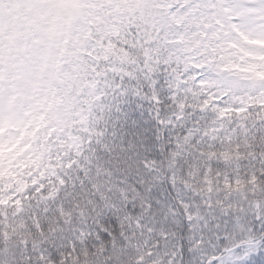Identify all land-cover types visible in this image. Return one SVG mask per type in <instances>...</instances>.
<instances>
[{
    "label": "snow or ice",
    "instance_id": "1",
    "mask_svg": "<svg viewBox=\"0 0 264 264\" xmlns=\"http://www.w3.org/2000/svg\"><path fill=\"white\" fill-rule=\"evenodd\" d=\"M0 264H264V0H0Z\"/></svg>",
    "mask_w": 264,
    "mask_h": 264
}]
</instances>
